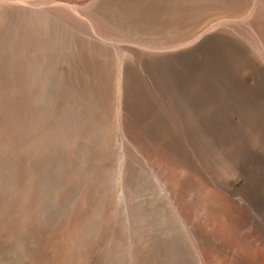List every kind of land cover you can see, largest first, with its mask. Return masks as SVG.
Here are the masks:
<instances>
[{
    "label": "bare ground",
    "instance_id": "bare-ground-1",
    "mask_svg": "<svg viewBox=\"0 0 264 264\" xmlns=\"http://www.w3.org/2000/svg\"><path fill=\"white\" fill-rule=\"evenodd\" d=\"M4 1L0 264H201L169 199L185 183L142 146L213 177L217 214L264 246V0Z\"/></svg>",
    "mask_w": 264,
    "mask_h": 264
},
{
    "label": "rangeland",
    "instance_id": "rangeland-1",
    "mask_svg": "<svg viewBox=\"0 0 264 264\" xmlns=\"http://www.w3.org/2000/svg\"><path fill=\"white\" fill-rule=\"evenodd\" d=\"M1 2H6V1L1 0ZM14 2H16V0H14ZM223 22H225V20H220L219 22H216V24L217 23H223ZM0 28H1V26H0ZM2 28H3V26H2ZM55 35H57V34H55ZM6 37H7L6 32L0 33L1 39H5ZM66 37L70 38L68 35H66L65 37H62V38L65 39ZM56 38L58 39V37H56ZM56 38H55V41H56ZM17 40H18V37H17ZM55 41L53 42L54 47L52 45H51L52 47L50 46V51L51 50L53 51V49H55L51 53H58V52H60V50L62 48L61 44H59L58 40H57V42H55ZM42 51H44V50L42 49ZM42 99H44L43 95H42ZM44 100H42V101L45 102ZM186 144L187 143H185V146L187 147L188 151H190L189 153L192 154V152H191L192 148L188 147V145H186ZM157 152H159V151H157L151 147H148V146H142V148L139 150V153L141 154V156H140L141 159L145 160L148 158L147 160H149L151 164H153V163L154 164L165 163V165H168L167 167L170 166L169 169H171L173 167L171 170H173V174L176 176V180L179 181L181 179L180 182L185 183L184 192H180V194H178V196H176V197H169V199H170L172 207L175 211V215H176L177 219L183 221V224H186V225H183V224H181L182 222L179 221L180 222L179 224L182 225L181 229L183 228L180 232L181 233V240L183 243L186 242L188 244V245L185 244V246H186V250L189 252V255L191 252L192 253L194 252L195 256L199 259L200 263L202 262L201 264H234V263L230 262L229 255H227V252L229 253L228 248L234 249L237 254H240L241 252H243L245 246H253V245H256L257 242L261 246V248H264L263 243L260 240V238L255 235L254 229L246 222V220L240 214H237V215L232 214L231 218L233 221L229 220L227 218L228 214L230 213L228 211L229 207H226L225 203L222 202V200L220 201V208L222 209L223 213L218 212V214H219V216H218L217 210L213 207L212 200L214 199L213 197L216 196V193H219L220 190H218V188H216V186H215L216 180L213 177H212L213 180H211L212 178L209 175L207 176L208 178L206 176H205L206 177L205 178L204 176H201V175L197 174L196 172L192 171L186 165H181V164L178 165L177 163H175L173 161H168V160L162 158L163 156H161L160 153L157 154ZM142 155H143V158H142ZM145 156H147V157H145ZM191 157H193V154ZM155 161H157V162H155ZM196 164L199 165L198 162ZM221 167L224 170L225 165L223 164ZM93 177L94 178L92 179V182L96 185H99L101 183H106L109 180L108 179L109 174H107V173H104V174L100 173L99 174V173L95 172ZM207 181H208V183H206ZM212 181H213V183H212ZM188 184H189V186H188ZM210 184L213 187H211ZM177 188L179 191L178 184H177ZM191 188H193V189H191ZM215 188H216V191H215ZM182 194H184V195H182ZM212 195H214V196H212ZM210 198H212V199L210 200ZM222 206H225V207L223 208ZM187 217L190 219V222L193 225H195L197 228H199L201 230V232L204 234L205 238H209L210 241L212 240L208 246V247H210L209 251H206L203 248L204 246L201 245L199 242L195 241L194 239L192 241L191 230L193 231V228L190 226V224L187 221H185L186 223L184 222L185 218H187ZM228 222H232L231 224H233V225L229 224ZM183 226H186V227H183ZM236 230H237V232H236ZM185 235L187 238L185 237ZM191 242L194 244V246ZM212 242H214V244ZM207 243H209V242H207ZM201 248L204 250H201ZM195 249H198V250H195ZM214 250H217V251H214ZM204 251H205V254H204ZM216 252L219 254V257H218V254ZM260 252H262V250L259 251L258 253H260ZM206 254H207V256H209V257L206 256L207 259H206V257H204ZM221 256H222V258H221ZM179 260L181 261L180 258H179ZM208 260H210V261H208ZM179 264H180V262H179Z\"/></svg>",
    "mask_w": 264,
    "mask_h": 264
}]
</instances>
